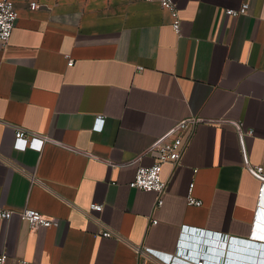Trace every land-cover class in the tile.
Masks as SVG:
<instances>
[{
	"label": "crops",
	"instance_id": "1",
	"mask_svg": "<svg viewBox=\"0 0 264 264\" xmlns=\"http://www.w3.org/2000/svg\"><path fill=\"white\" fill-rule=\"evenodd\" d=\"M13 1L18 18L0 45L5 264H234L233 241L264 243L251 169H264V0H174L178 33L156 0ZM245 2L246 14L225 13ZM189 116L204 121L181 161L161 165L155 207L156 193L128 183L155 161V139ZM17 129L47 140L22 151ZM192 182L200 206L186 202ZM24 207L58 226L30 227ZM102 229L111 236L95 237ZM197 231L204 244L192 252Z\"/></svg>",
	"mask_w": 264,
	"mask_h": 264
},
{
	"label": "built area",
	"instance_id": "2",
	"mask_svg": "<svg viewBox=\"0 0 264 264\" xmlns=\"http://www.w3.org/2000/svg\"><path fill=\"white\" fill-rule=\"evenodd\" d=\"M160 3L162 8L167 10L172 17V29L179 32V17L174 0H156ZM31 8L35 7V4H31ZM248 3H242L237 9L228 8L225 13L230 16H238L247 13ZM18 18V12L13 0H0V45L7 44L11 32L15 26ZM67 65L73 64V59L66 55ZM104 119L97 116L93 128L96 130L102 129ZM204 121L203 119L195 116H189L180 120H177L173 125L161 136H159L147 149L155 157V161L149 166H139L132 178L129 181L128 186L133 189H139L142 191L154 192L157 195V202L155 207H158L162 203V194L166 188L167 181L163 180L160 176L161 165L163 163H170L172 166H176L183 156L187 142L189 141L192 131L195 126ZM15 146L24 151L28 148L39 150L41 145L47 140L46 137L37 135L32 132H27L23 129H17L14 133ZM253 173L260 179V186L258 195H262L264 191V169L262 166L255 165L252 168ZM193 182L189 184L188 193L186 195V202L188 205L200 206L201 200L195 198L192 194ZM89 210L101 211L103 209L102 204L91 203ZM12 210L0 207V219L8 220L12 215ZM21 221L26 222L30 227H56L59 221L51 219L36 209L24 207L17 211ZM157 221L152 220L151 223L155 224ZM94 236L109 237L111 232L108 229H102L94 233ZM155 254L160 256L163 260L169 262L171 256L164 253ZM7 259L6 254H0V264H5ZM198 264L200 263L196 260ZM16 264H29L25 259L17 260Z\"/></svg>",
	"mask_w": 264,
	"mask_h": 264
},
{
	"label": "water",
	"instance_id": "3",
	"mask_svg": "<svg viewBox=\"0 0 264 264\" xmlns=\"http://www.w3.org/2000/svg\"><path fill=\"white\" fill-rule=\"evenodd\" d=\"M260 232L264 233V213L262 216V221H261V228ZM199 236L200 233L194 232L192 234V240L191 246H189L187 249L195 252L198 248L199 243ZM204 238L210 236L207 233H203ZM193 237H196L193 239ZM201 244H204V241L201 242ZM200 244L201 248L200 250L202 251V245ZM210 245V244H209ZM216 252L217 256L220 253V250L222 249V240L220 239L218 242H215ZM231 250H232V256L231 258L227 256V261L230 263L232 259L234 264H264V243H255V242H246V241H241V240H236L231 243ZM201 258V257H199ZM204 258V260H203ZM203 261L206 262V258L202 256V259H200V263H203Z\"/></svg>",
	"mask_w": 264,
	"mask_h": 264
}]
</instances>
